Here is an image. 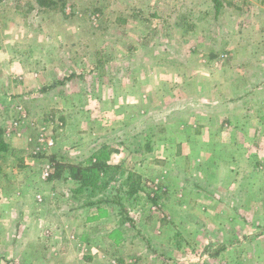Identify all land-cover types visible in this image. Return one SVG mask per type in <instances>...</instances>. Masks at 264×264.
<instances>
[{
  "label": "rangeland",
  "instance_id": "rangeland-1",
  "mask_svg": "<svg viewBox=\"0 0 264 264\" xmlns=\"http://www.w3.org/2000/svg\"><path fill=\"white\" fill-rule=\"evenodd\" d=\"M33 1L0 3V129L9 126L7 141L22 134L17 150L32 152L42 134L55 146L32 166L33 211L18 191L0 198V264H264V128L249 116L248 130L225 134L230 147L208 148L223 132L197 133L195 117L203 96H264V0H222L217 17L212 0H67L42 12ZM118 96L132 97L129 111ZM103 146L110 165L142 177L144 191L125 203L133 225L109 204L83 206L73 183L42 177L50 157L86 164ZM22 170L0 155V187ZM35 190L50 198L38 202ZM151 190L165 193L153 203Z\"/></svg>",
  "mask_w": 264,
  "mask_h": 264
},
{
  "label": "crops",
  "instance_id": "crops-1",
  "mask_svg": "<svg viewBox=\"0 0 264 264\" xmlns=\"http://www.w3.org/2000/svg\"><path fill=\"white\" fill-rule=\"evenodd\" d=\"M250 73H251V70H250ZM252 80H254V79L252 78ZM223 83H224V81H222L219 84V86H220L219 87V91H220V93H227L226 92L227 87L226 86L223 87L222 86ZM238 83H239L238 85H240V87H241V83L239 82V80H238ZM235 88H237V82L234 81L233 90H235ZM250 91H252V90H250ZM11 97L13 98L14 96H4V99L7 98L8 102H10V100L12 99ZM192 97H194V96H192ZM54 98H55V96H51L50 99H54ZM131 98H132L131 96L129 97V99L126 96L115 97L116 101H122L124 103L123 113L130 110V108H131L130 102L132 101ZM149 98L151 99V97H149ZM161 98H162V96H161ZM107 100H109V99H107ZM113 100H114V97H113L112 101ZM129 100H130V102H129ZM138 100L140 102L144 103L147 100V96H138ZM202 100L204 102L203 103L204 106H203V109H202V112H201L202 115H197L195 117H200L203 120V122L201 124L205 125V126L203 128L202 127H198L197 133L198 132L200 133V130H202L204 132H208V131L216 132L215 135L219 134V132L221 130L223 132L222 136H220L221 138H218L217 136L210 137L209 140L206 142V145L203 146V147L215 148V147H222L223 145L230 147L233 144V143H231L233 140L228 139L227 135H226V138H224L225 134L231 133L232 131H233L232 133L236 134L237 132H239V133L242 132V130H248L247 118L249 116H251L253 118V121L256 122V126L255 127H257V126L258 127H262L263 126V128H264V96H242L241 94L239 96H203ZM125 101H126V104H125ZM51 102L54 103V101H52V100H51ZM114 103H118V102H114ZM251 105H253V107H254L253 109H251ZM207 106H209V107L207 108ZM55 107H57V106H55ZM115 108H113L112 111H114L115 113H118L117 116H119V113L122 112L121 106L117 105ZM19 109L22 110V112H21L22 114L26 113L23 108L19 107L18 110ZM6 110L7 109L5 108V106L0 104V116L4 115ZM219 111H220V114L217 113ZM199 113L200 112H197L196 114H199ZM243 113H244V115H243ZM208 117L216 119L215 120L217 122L216 125H212V124H209V123L207 124L206 120L209 122V118ZM243 118H244V121H243ZM92 119L93 118L91 117L90 118L91 122L93 121ZM248 120H249V118H248ZM174 124L175 123H172L170 126H167L168 129H170L169 131H171L173 126L175 127V130L176 129L181 130L182 128L183 129L186 128L185 124H182V123H178L176 125H174ZM27 125L30 126L29 123H27ZM7 126L6 127L2 126L1 130L6 132L7 136L10 137V135H9L10 134V130H8ZM28 126H26L27 127L26 130L27 131H31L30 128H32V127L30 126V128H29ZM217 128H219V129L217 130ZM21 135L22 134L19 133V134H15V137L13 139L9 138V140L10 139L11 140L7 141V142H9L8 143V145H9L8 151L6 153H1L0 155H2L3 159L5 157V159L8 158L9 161L11 160L12 164H17V162L21 163L22 164V168H23V170L21 172L23 173V176L21 178H19V176L17 174L18 173L17 171H15L14 173L12 172L11 174H9L7 176L8 179L6 180V183H7L6 187H0L1 191H2V189H5V191H2V193H0V198L2 197L3 198L2 200L4 201V197L7 196L8 198H10V196L13 195V191H18V193L21 194V195H20L19 198H17V201L22 200V198L23 199L25 198L26 201H27L26 202L27 206L25 205L24 207H25L26 213H30L31 211L34 210L35 204L32 201L29 200V196H26V193H25V191H27L28 189H31L28 185L32 181L28 180V179H29V177H31L32 174L33 175L35 174L32 171V170H34V167H32V166L35 165V160H42V159L46 160V159H45V156H41V155H37L36 156V154H34V150L32 152H30L31 150L29 151L27 148H25L24 151L17 150L15 148V146L17 147V144L19 142L18 141L19 138H16V137L17 136H21ZM12 137H13V135H12ZM4 138H5V136H4ZM190 139L193 140V141H196L197 143H199L198 147H201L202 144L200 142V139L196 138L195 135L194 136L192 135ZM223 139H225V140H223ZM6 140H7V138H6ZM181 141H183V140H181ZM235 142L236 141H234V143ZM204 144L205 143H203V145ZM177 145L180 146L181 143L177 144ZM241 147H242V145L238 146L239 153H237L238 157L240 159L243 158L242 152L240 150ZM26 171H28L27 175H26ZM25 175H26V179L24 178ZM23 178H24V180H23ZM2 180H3V182L5 181V179H2ZM49 182H51V181H49ZM64 182L73 183L75 185V188L78 187V185H79V183L71 181V180L64 181ZM157 183H159V181ZM148 184H149V186H156L157 188L160 187L159 184H152V182H149ZM166 190L167 189H164L165 192H166ZM35 191L38 192V190H35ZM142 191H144L143 188L141 189V192ZM164 191H156V190H151L150 191L149 196L152 199L153 203H156L158 194L159 193L160 194H164L165 193ZM38 193H41V192H38ZM41 194H44V193H41ZM22 195H24V196H22ZM44 195H45V197L42 196V195L41 196L40 195L36 196L38 202L41 203L44 200V198H47V199L50 198V196L48 197V195H49L48 193H46ZM147 195H148V192H147ZM39 197L41 198V201H39V199H38ZM5 203H7V201ZM5 203L4 202H0V206L2 208H6ZM26 207H27V209H26ZM159 207H160L159 205H157V206L155 205V210L157 208H159ZM8 210H10L9 207H8ZM32 222H34L33 219L30 220L31 224H28L30 227H33ZM34 224H35V222H34Z\"/></svg>",
  "mask_w": 264,
  "mask_h": 264
},
{
  "label": "trees",
  "instance_id": "trees-1",
  "mask_svg": "<svg viewBox=\"0 0 264 264\" xmlns=\"http://www.w3.org/2000/svg\"><path fill=\"white\" fill-rule=\"evenodd\" d=\"M3 0H0V3ZM214 4V12L217 17L222 13L224 4L222 0H212ZM34 6L38 12L42 11H59L66 8L67 0H34ZM4 131L0 129V153H6L9 149L7 140L4 138ZM112 151V150H111ZM111 151L103 146L99 150L100 154L95 153V157L90 159L86 164L72 165L61 163L56 156L50 157V162L54 163L53 171L49 177V181H74L79 183L77 190H74L75 195L79 194L87 201L83 206H92L101 204H109L118 211L120 216L119 223L121 225H133V219L128 214L125 203L136 196L142 189V177L136 172H125L120 166H112L109 164ZM120 173L125 179L121 183L117 194L114 196L106 195L108 185L111 183L116 175ZM107 178L105 182L100 183L101 176ZM101 194V195H100ZM100 195V197H99ZM99 197V198H98ZM98 198V199H97ZM95 199H97L96 202ZM102 208H99L101 210ZM121 228V227H120ZM221 250L210 253V256L216 257Z\"/></svg>",
  "mask_w": 264,
  "mask_h": 264
},
{
  "label": "built area",
  "instance_id": "built-area-1",
  "mask_svg": "<svg viewBox=\"0 0 264 264\" xmlns=\"http://www.w3.org/2000/svg\"><path fill=\"white\" fill-rule=\"evenodd\" d=\"M15 125L17 126V124H15ZM54 146H55V141L53 139H51V138H46L42 134L37 139V147L34 150V154L37 155L42 150L44 152V151H47V150L53 148ZM51 171H52L51 165L47 164L46 168H45V170H44V172L42 174L43 179H45V180L49 179V177H50V175L52 173ZM38 199H39V201H41L40 197Z\"/></svg>",
  "mask_w": 264,
  "mask_h": 264
}]
</instances>
